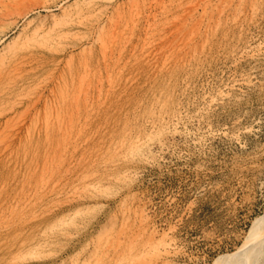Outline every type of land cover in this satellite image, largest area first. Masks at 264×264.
Wrapping results in <instances>:
<instances>
[{
    "label": "rangeland",
    "instance_id": "obj_1",
    "mask_svg": "<svg viewBox=\"0 0 264 264\" xmlns=\"http://www.w3.org/2000/svg\"><path fill=\"white\" fill-rule=\"evenodd\" d=\"M0 1V264L236 252L264 217V0Z\"/></svg>",
    "mask_w": 264,
    "mask_h": 264
},
{
    "label": "bare ground",
    "instance_id": "obj_2",
    "mask_svg": "<svg viewBox=\"0 0 264 264\" xmlns=\"http://www.w3.org/2000/svg\"><path fill=\"white\" fill-rule=\"evenodd\" d=\"M15 1V0H14ZM19 1V0H18ZM18 1H17V3H18ZM21 1V0H20ZM19 1V2H20ZM1 2V1H0ZM6 1L4 0V3H5ZM200 2V1H199ZM219 2H222V1H219ZM198 3V2H197ZM207 3V2H206ZM44 6H47V5H43V7ZM198 6H199V4H198ZM201 7V6H200ZM205 7V6H204ZM204 9V8H203ZM220 12V11H219ZM237 12V11H236ZM240 12V11H239ZM28 13V11H26V12H23V13H21V14H19V16H22V15H26ZM137 15V14H136ZM196 22V21H195ZM198 23H199V21H197ZM194 23V22H193ZM181 26V25H180ZM192 26H190V28H191ZM180 28V27H179ZM199 27H197L196 29H198ZM184 30V29H183ZM188 30V29H187ZM186 30H184V32H185ZM198 31H196V33H197ZM182 34V33H181ZM195 35V34H194ZM182 36V35H181ZM189 34H188V38H189ZM115 37V36H114ZM102 38V40H103V37H101ZM105 38V37H104ZM116 39V38H115ZM106 40V39H105ZM112 40H114L113 38H112ZM180 42V41H179ZM184 42V41H183ZM186 42H187V40H186ZM189 43V42H188ZM169 45V44H168ZM171 45V44H170ZM106 48V47H105ZM110 48V47H109ZM105 52V51H104ZM6 58V57H5ZM26 60H23L21 63H23L24 64V62H25ZM29 62V61H28ZM87 63V62H86ZM11 64V63H10ZM25 64H27V63H25ZM4 59L3 60H0V78H3V76L7 73V71H8V66H9V63L8 64H6V65H4ZM17 65V64H16ZM84 66H86V65H84ZM85 69V68H84ZM88 72V71H87ZM83 75V74H82ZM85 75V74H84ZM90 75V74H89ZM61 77V76H60ZM82 77V76H81ZM80 77V78H81ZM84 77H86V76H84ZM79 78V79H80ZM83 79H85V78H83ZM82 79V80H83ZM86 80H87V77H86ZM84 81V80H83ZM93 81V80H92ZM67 82V81H66ZM79 82H81V80L79 81ZM79 82H77L79 85H77L75 88H76V90H77V92L76 93H72V94H74V96H75V94L77 95V93L79 94L85 87H84V85H83V89H82V85H80L81 83H79ZM59 83V82H58ZM90 83V82H89ZM84 84V83H83ZM65 85H67V83H65ZM87 86V85H86ZM65 87V86H64ZM66 87H68V86H66ZM65 87V88H66ZM87 88H88V86H87ZM62 89H64V88H62ZM80 89H82L81 91H80ZM86 89V88H85ZM84 89V90H85ZM60 90V89H59ZM67 90H68V88H67ZM75 90V91H76ZM84 90H83V93L85 94V92H84ZM87 90V89H86ZM62 91H66V89L65 90H61V92ZM69 91V90H68ZM79 91V92H78ZM60 92V94H62ZM67 94V95H66ZM66 94H65V96H70V95H68L69 93H67L66 92ZM80 95V94H79ZM79 95H77V97L79 96ZM73 96V95H72ZM63 97H64V95H63ZM76 97V96H75ZM75 97H74V99H75ZM82 97H84V96H82ZM70 99V98H69ZM89 99V98H88ZM76 100V99H75ZM85 101V100H84ZM75 102V101H74ZM86 105V104H85ZM56 107V106H55ZM60 109V108H59ZM53 110V109H52ZM58 115V114H57ZM57 118H59V115H58V117ZM58 122V121H57ZM66 122V121H65ZM61 123H62V121H61ZM61 123H60V126H61ZM57 125V124H56ZM66 124H64V126H65ZM69 125V124H68ZM66 128V127H65ZM1 133V132H0ZM38 133V132H37ZM63 134V133H62ZM70 136V135H69ZM2 141V140H1ZM2 143V142H1ZM44 153V152H43ZM46 154H48V153H46ZM52 157V156H51ZM51 160V159H50ZM44 165V164H43ZM51 165V164H50ZM47 169V168H46ZM41 172H42V170H41ZM47 172V171H46ZM51 173V172H50ZM3 185V184H2ZM45 186V185H44ZM92 186V185H91ZM27 202V201H26ZM256 245V247H254ZM167 248H168V246H167ZM165 250V249H164ZM264 250V217H262V218H258V219H256L254 222H253V224H252V228H251V231H250V234H249V236L247 237V239H246V241L244 242V244L236 251V252H234V253H229V254H225V255H223L219 260H221V261H219V263H217V264H264V261L263 262H261V260L259 259L260 258V256L262 255V251ZM131 252V251H130ZM147 252L148 253H146V254H148L149 255V253L151 254V255H149L150 257H152L153 259H155V260H151L150 259V262L148 261V259H147V261H145V259H144V261L146 262V264H159V262L158 261H162L163 260V256H164V254L162 253V251L159 249V246H155V245H149L148 247H147ZM168 253V252H167ZM93 255H95V254H93ZM121 255H122V253H121ZM148 255H147V257H148ZM143 256H145L146 257V255H143ZM98 257V256H97ZM91 258H92V256H91ZM100 258V257H99ZM98 258V259H99ZM149 258V257H148ZM97 260V259H96ZM139 260H140V257H139ZM142 262H143V259L141 260ZM164 261V260H163ZM162 261V264L164 263ZM145 262L143 263V264H145ZM94 263V262H93ZM92 263V264H93ZM161 263V262H160ZM167 263V262H166ZM141 264V263H140ZM165 264V263H164Z\"/></svg>",
    "mask_w": 264,
    "mask_h": 264
}]
</instances>
